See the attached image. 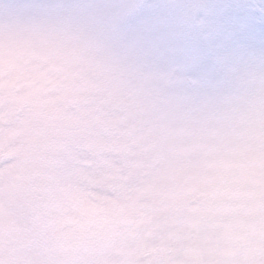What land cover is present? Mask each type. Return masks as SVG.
<instances>
[{
  "label": "clouds",
  "instance_id": "9594fccd",
  "mask_svg": "<svg viewBox=\"0 0 264 264\" xmlns=\"http://www.w3.org/2000/svg\"><path fill=\"white\" fill-rule=\"evenodd\" d=\"M0 264H264V0H0Z\"/></svg>",
  "mask_w": 264,
  "mask_h": 264
}]
</instances>
